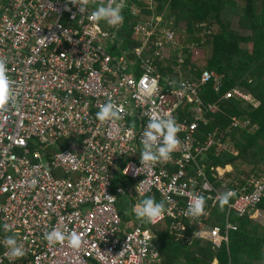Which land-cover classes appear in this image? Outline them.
<instances>
[{
  "label": "built area",
  "instance_id": "2783aa9c",
  "mask_svg": "<svg viewBox=\"0 0 264 264\" xmlns=\"http://www.w3.org/2000/svg\"><path fill=\"white\" fill-rule=\"evenodd\" d=\"M110 2L116 0H88L79 11L75 0H0V60L9 81L8 100L0 105V264H158L152 227L160 221L169 219L178 237L197 236L219 247L237 228L228 220L224 229L206 222L220 194L235 190L226 205L239 216L252 215L264 198V176L251 179L250 188L223 180L217 189L199 162L214 145L216 152L229 148L215 131L202 143L195 136L207 120L200 84L213 78L219 86V78L208 70L195 83L181 69L162 74L155 60L169 59L173 35L155 15L139 18L140 5L124 0L123 16L124 7L134 15L125 41L117 34L124 20L113 27L90 19ZM231 96L250 97L238 87L224 94ZM108 99L120 117L100 122L95 114ZM168 115L181 126L179 145L169 160L142 165L143 129L150 117ZM216 171L222 178L223 169ZM117 175L133 185L114 190ZM155 193L166 204L161 216L141 222L134 205L124 210L128 218L122 216L119 194L133 202ZM197 195L205 196V210L192 218L186 209ZM65 226L79 236L78 246L68 240L49 245L46 234ZM9 235L23 245V257L5 254L2 241Z\"/></svg>",
  "mask_w": 264,
  "mask_h": 264
},
{
  "label": "trees",
  "instance_id": "16d2710c",
  "mask_svg": "<svg viewBox=\"0 0 264 264\" xmlns=\"http://www.w3.org/2000/svg\"><path fill=\"white\" fill-rule=\"evenodd\" d=\"M134 1L142 8L139 18L150 19L154 14L165 13L166 18L162 21L166 23L161 25L170 27L168 32L174 37L177 52L166 60L157 57L155 64L162 74H171L173 65L178 64L191 82H200L204 70L212 71L219 78V86L213 78L200 84L198 95L201 113L207 120L199 124L195 135L198 142L202 143L208 132L215 131L221 139L229 137L237 153L229 150L216 152L214 145L200 161L204 163L207 177L217 189L222 188L224 179L214 176L212 167H224L227 164L232 166V170L225 174L234 178L230 184L238 183L239 186L247 185L250 188V180L253 177L261 178V173H264V0H243L242 3L235 0ZM123 11L124 23L117 34L126 41V36L131 33L134 15L128 14L130 9L127 7ZM172 17V24L168 25ZM233 18L237 19L236 27ZM181 20L186 22L188 34H192L187 37L188 41L199 46L192 51L181 43L180 35L173 32ZM203 28L209 29V32L201 38L196 33ZM236 29L247 32L241 34ZM179 57H182L181 62L178 61ZM163 62L167 64L163 65ZM234 87L247 91L259 101L258 105L253 106L245 98H224V94ZM210 104H217V108L208 107ZM245 116L253 124L251 129L231 124L233 117L244 120ZM133 183L129 177L117 175L113 189L132 186ZM153 197L159 201L157 193ZM121 198L128 200L127 195L119 194L117 204ZM137 199L141 200L140 197ZM122 207L121 214L124 213ZM257 207L264 209V198ZM226 220L237 228L229 230L227 242L223 241L214 248L210 241L201 237H178L169 230V219L160 221L152 227L158 236L156 242L162 255L158 264H212L215 258L217 264H264V225L249 214L239 216L228 211L227 205L221 207L217 201L206 222L224 229ZM187 231L190 232L189 229Z\"/></svg>",
  "mask_w": 264,
  "mask_h": 264
},
{
  "label": "clouds",
  "instance_id": "9594fccd",
  "mask_svg": "<svg viewBox=\"0 0 264 264\" xmlns=\"http://www.w3.org/2000/svg\"><path fill=\"white\" fill-rule=\"evenodd\" d=\"M71 2L73 3V0H71ZM87 2L88 0H75V3L73 4H78L79 11H83L87 6ZM123 2L124 0H116L115 3L110 2L108 4H101L97 6V8L91 12L90 19L93 21H104L110 26L118 27L124 20V16L122 14ZM7 72L8 69L5 62L3 60H0V105H3L8 100L9 81ZM247 100L251 103H259V101L254 99L251 95ZM95 117L100 122L113 121L119 119L120 113L114 102L111 99H108L103 105H101L99 111L96 112ZM238 120L242 121L241 119ZM239 126L248 127L249 129H251L253 124L249 122L246 125ZM180 130V124L174 117H171L170 115H168L167 117H150L146 127L143 129V146L139 151V159L142 165L146 163L154 165L158 162L169 160L171 158L172 152L176 150L177 146L180 143L179 137L177 135ZM227 140L229 143V148L223 150H229L233 153H237V150L235 149L229 137L227 138ZM174 154L178 155V153ZM205 154L206 153L204 152L200 160L203 159ZM189 155L190 154L185 153V158H188ZM200 160L199 162L203 164L204 167V163H202ZM217 167L221 169L224 168L221 166L212 167L214 171L213 173H215V175L217 174ZM219 179H223V177ZM233 196H235V190L232 189L221 193L219 196L220 206L223 207L224 205L228 204L230 198ZM205 203L206 198L204 195L193 196L188 203L186 215L192 218H198L204 213ZM165 210V202L163 200L157 201L155 197L151 196L150 194L142 196L139 203L135 204L132 208V211L135 214L136 218L141 222L152 221L161 216L165 212ZM4 228L7 229L8 225H4ZM45 239L49 245H54L61 241L68 240L73 246H78L80 240L79 236L74 231L70 232L67 230V226H65V230L63 231L53 228L46 234ZM2 243L6 248L5 254L10 258L17 259L25 255L23 245L18 242V239L15 236L9 235L5 237Z\"/></svg>",
  "mask_w": 264,
  "mask_h": 264
},
{
  "label": "rangeland",
  "instance_id": "374dc122",
  "mask_svg": "<svg viewBox=\"0 0 264 264\" xmlns=\"http://www.w3.org/2000/svg\"><path fill=\"white\" fill-rule=\"evenodd\" d=\"M237 1L238 3H242L243 0H235ZM167 12H168V9H167ZM155 17L153 18L154 21L156 23H161V24H165L166 22L165 21H162L163 18L165 17V13H162L161 15H157V14H154ZM166 18V17H165ZM172 21H173V17L172 18H169L168 20V25H171L172 24ZM233 25L236 27L237 25V19L236 18H233ZM176 28L173 29V32L176 34V35H180V37L182 38V44L185 46V47H188L189 48V51H192L193 49L195 48H198L199 46L197 45H193L191 44L189 41H188V36H192V34H188V31L186 30V24L184 21H178L177 25L175 26ZM161 28L165 29V31H168V30H171L170 27L168 28L167 26H161ZM237 31H239V33L241 34H245L247 31L246 30H243V29H236ZM209 32V29H201L200 31L198 30V32L196 33V35H199L201 38L205 37V34H208ZM163 35H166V34H163ZM193 36H195V34H193ZM170 46H174V42L173 44H171ZM169 46V47H170ZM250 46V44H249ZM175 50L171 51V54L174 52ZM198 62V61H197ZM196 62V63H197ZM173 68L175 70H178V69H181L180 66H177V65H173ZM181 72V71H180ZM183 73V71H182ZM184 74V73H183ZM230 169H229V165H226L224 168H223V171H222V174H221V177L223 176V179L224 180H227V175L225 173H229ZM231 172V171H230ZM261 175L264 176V173H261ZM262 176V177H263ZM232 178V176H230ZM253 177V176H251ZM253 178H257V177H253ZM234 179V178H233ZM123 202H125L126 204H128V207H131V203L130 201H128L126 198H121L119 203L117 204L118 206H120ZM137 204V201L134 202V205ZM258 210V209H257ZM254 217H256V220L257 222L261 223L264 225V211H258V214L255 215V213L253 214ZM182 237H185V236H182ZM212 264H216L215 261L213 260Z\"/></svg>",
  "mask_w": 264,
  "mask_h": 264
},
{
  "label": "crops",
  "instance_id": "0c3cea01",
  "mask_svg": "<svg viewBox=\"0 0 264 264\" xmlns=\"http://www.w3.org/2000/svg\"><path fill=\"white\" fill-rule=\"evenodd\" d=\"M182 21V20H181ZM180 21V22H181ZM185 22V21H184ZM185 24H186V22H185ZM173 50H175L172 54H171V51H173ZM166 51L169 53V58H170V56L172 55L173 56V54H175L176 52H177V50H176V48H175V45L174 46H170L168 49H166ZM179 55L181 56V53H179ZM178 61H179V58H178ZM247 92V91H246ZM248 93V92H247ZM250 104H252L253 106H257L258 105V103H251L250 101H248ZM217 105V104H216ZM250 118L249 117H244V120H248L249 122H250V120H249ZM241 120H243V119H241ZM231 124H232V121H231ZM229 169H230V171L232 170V166L231 165H229ZM229 171V172H230ZM233 178H231L230 176H227V182H229V184H230V181L232 180ZM253 179V178H252ZM129 201V200H128ZM137 201V203H139V201H138V199L137 200H133V202H130L131 203V205H134V202H136ZM123 204H125V202H123ZM123 204H121L122 206H124V207H122V210H123V212H124V210L128 207V204H126V205H123ZM121 205L120 206H118L119 208H121ZM258 210H256L255 212H253L252 213V215H250L253 219H255L256 220V217H254L253 216V214L255 213V215L256 214H258V211H264V209H262V208H257ZM122 216L123 217H125V218H128V215H127V213H123L122 214ZM134 219H137L136 218V216H135V214H134ZM209 224V223H208ZM158 239V238H157ZM214 261H215V263L217 264V259L215 258L214 259Z\"/></svg>",
  "mask_w": 264,
  "mask_h": 264
}]
</instances>
